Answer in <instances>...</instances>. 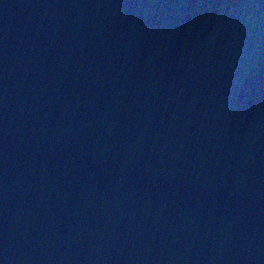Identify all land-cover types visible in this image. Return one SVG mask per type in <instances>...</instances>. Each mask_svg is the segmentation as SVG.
I'll list each match as a JSON object with an SVG mask.
<instances>
[{
	"label": "water",
	"instance_id": "obj_1",
	"mask_svg": "<svg viewBox=\"0 0 264 264\" xmlns=\"http://www.w3.org/2000/svg\"><path fill=\"white\" fill-rule=\"evenodd\" d=\"M0 264H264V0H0Z\"/></svg>",
	"mask_w": 264,
	"mask_h": 264
}]
</instances>
